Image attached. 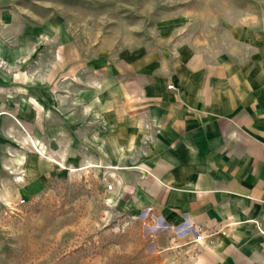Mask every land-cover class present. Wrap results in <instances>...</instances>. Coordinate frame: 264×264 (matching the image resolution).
<instances>
[{"label":"rangeland","instance_id":"374dc122","mask_svg":"<svg viewBox=\"0 0 264 264\" xmlns=\"http://www.w3.org/2000/svg\"><path fill=\"white\" fill-rule=\"evenodd\" d=\"M164 21L195 38L264 29V0H0V112L15 126L0 119V264H178L176 238L115 202L97 164V91ZM31 97L23 123L2 106Z\"/></svg>","mask_w":264,"mask_h":264},{"label":"crops","instance_id":"0c3cea01","mask_svg":"<svg viewBox=\"0 0 264 264\" xmlns=\"http://www.w3.org/2000/svg\"><path fill=\"white\" fill-rule=\"evenodd\" d=\"M162 25L158 43L114 57L97 91V164L115 202L176 238L178 264H264V29ZM2 106L19 124L38 104Z\"/></svg>","mask_w":264,"mask_h":264},{"label":"built area","instance_id":"2783aa9c","mask_svg":"<svg viewBox=\"0 0 264 264\" xmlns=\"http://www.w3.org/2000/svg\"><path fill=\"white\" fill-rule=\"evenodd\" d=\"M108 189H111V185H108ZM259 230L263 232L264 228H262V229L259 228ZM195 239L199 240L200 239V235H197Z\"/></svg>","mask_w":264,"mask_h":264}]
</instances>
